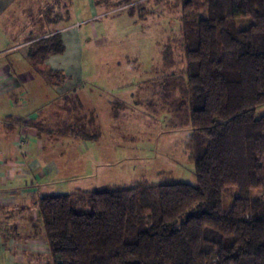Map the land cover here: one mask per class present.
I'll list each match as a JSON object with an SVG mask.
<instances>
[{
	"label": "trees",
	"instance_id": "16d2710c",
	"mask_svg": "<svg viewBox=\"0 0 264 264\" xmlns=\"http://www.w3.org/2000/svg\"><path fill=\"white\" fill-rule=\"evenodd\" d=\"M52 1L41 13H53L55 5L70 13L72 0ZM180 3L185 67L179 78L160 81L159 96L174 126H191L187 148L196 182L142 179L40 196L50 264H264V115H256L264 105V0ZM240 18L249 26L238 29ZM59 32L32 41L27 53L54 86L68 79L47 65L66 50ZM164 57L166 65L174 64L170 49ZM62 97L66 117L32 126L50 137L98 141L102 131L85 126L75 94L64 91ZM229 188L237 193L225 211ZM86 204L90 211L78 210Z\"/></svg>",
	"mask_w": 264,
	"mask_h": 264
},
{
	"label": "rangeland",
	"instance_id": "374dc122",
	"mask_svg": "<svg viewBox=\"0 0 264 264\" xmlns=\"http://www.w3.org/2000/svg\"><path fill=\"white\" fill-rule=\"evenodd\" d=\"M96 1L100 0H72L69 14L62 5H55L53 13H41L53 5L52 0L0 2L5 7L0 28L3 26L12 35L13 51L18 49L27 55L32 41L50 35L54 38L61 29L71 30L68 38L74 36V31L79 34L67 51L73 53L72 57L82 58L83 80L73 76L56 87L41 83L39 93L43 106L58 110L65 108L60 102L64 92L60 91L77 92L83 101L77 115L82 114L86 127L102 131L98 141L84 140L80 144V139L74 137H46L43 157L58 161L63 173L50 177L38 196L53 191H87L107 184L127 185L142 179L195 183L191 150L187 148L191 126H174L173 116L159 96L160 81L165 77L179 78L185 67L181 0H129L133 6L142 3L139 10H129L126 0H103L100 5ZM127 10L136 15L129 16ZM59 13L62 15L56 17ZM87 17L90 20L80 33L81 25L76 22ZM236 23L238 29L250 24L247 18L237 19ZM4 45L0 42V52ZM165 49H170L174 64L166 65ZM256 115H264V105L257 108ZM70 118L68 115L67 120L72 122ZM236 193V188L227 190L225 211L230 210ZM254 194L261 191L254 190ZM79 195L83 196L81 192ZM77 208L91 210L88 204ZM38 213L37 210L36 221H40Z\"/></svg>",
	"mask_w": 264,
	"mask_h": 264
},
{
	"label": "crops",
	"instance_id": "0c3cea01",
	"mask_svg": "<svg viewBox=\"0 0 264 264\" xmlns=\"http://www.w3.org/2000/svg\"><path fill=\"white\" fill-rule=\"evenodd\" d=\"M96 5H99L97 1ZM4 8L0 5V17ZM89 20L87 17L77 21L81 25L79 30ZM60 31L66 50L50 56L47 65L63 70L67 81L73 76L82 77V58L72 57L73 53L67 51L79 34L72 28L74 36L68 38L71 30ZM11 36L3 26L0 28V42L5 44L0 52V264H50L52 257L38 208V193L50 177L63 173V167L53 158L43 157L49 135L41 133L32 123L55 124L66 117L67 111L66 108L48 110L43 106L39 90L40 84L47 82L35 71L25 53L13 51ZM81 46L82 43L77 47ZM64 91L67 89L60 92ZM68 92L74 93L76 100L83 104L81 95ZM60 102L64 105L63 97ZM54 137L57 136L51 138ZM37 210L40 221L35 220Z\"/></svg>",
	"mask_w": 264,
	"mask_h": 264
}]
</instances>
